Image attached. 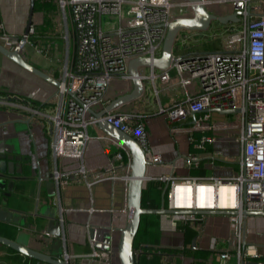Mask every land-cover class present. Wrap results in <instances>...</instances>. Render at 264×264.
Masks as SVG:
<instances>
[{
  "label": "built area",
  "instance_id": "built-area-1",
  "mask_svg": "<svg viewBox=\"0 0 264 264\" xmlns=\"http://www.w3.org/2000/svg\"><path fill=\"white\" fill-rule=\"evenodd\" d=\"M198 1L215 15L236 13L237 19L224 22L225 46L211 50L176 48L175 43L184 30L181 29L175 37L170 65L158 74L152 65H148L146 73L141 68L147 66H141L139 75L142 80L148 79L151 82L153 95L157 97L156 78L168 80L169 69L174 68L175 78L185 88L186 95L168 107L164 108L161 104L158 106L160 111H166L171 120L193 114V126L207 128L212 126V112L234 109L231 113L237 112L240 119L236 138L240 145L237 169L229 175L159 176L167 182L163 189L161 208L175 209L159 213V228L175 230L179 222L186 220L198 224L203 213L197 209L233 210L227 215L234 223L233 232L238 241L236 264H242L245 258V251L241 248L245 219L242 212L264 210V0ZM55 2L64 26L63 37L68 44L69 57L57 78L60 84L56 86L52 107L43 109L25 96L8 92L0 95V105L25 108L49 124V147L55 161L52 177L57 187L73 179L82 181L89 188L105 181H122L127 185L131 152L122 142L109 135L93 133L97 117L92 109L104 106L107 90L113 82L132 83L133 76L128 69L131 58H154L160 55L168 22L177 17L192 16V2ZM104 14L105 19L102 18ZM28 34L20 44L21 35L16 38L7 32L0 15L1 43L10 48L19 45L21 52L28 41ZM186 34L184 32L182 37ZM104 118L133 135L145 150L148 149L144 121L137 109L111 110L104 114ZM91 138H108L116 144L117 150L110 157L109 163L99 169H88L83 162L74 168L63 169L62 159L65 157L83 161L87 142ZM215 139V136L203 133L196 144L204 148L206 141L213 142ZM151 161L160 162V155L154 153ZM199 161L197 153L184 156L187 165H198ZM60 206L59 220L63 226L65 207ZM72 208L86 210L89 216L97 212L106 216L104 212L110 215L115 211L112 206H94L91 195L88 202ZM123 209L126 210L125 207ZM61 237L64 240L63 232ZM88 239L91 251L85 257L92 260V264H109L110 245L105 247L103 241L101 245H96L94 238ZM215 246L216 239L213 237L210 247ZM61 257L65 264H73L77 255L64 250ZM208 257L225 264L231 254L223 250L211 252Z\"/></svg>",
  "mask_w": 264,
  "mask_h": 264
},
{
  "label": "crops",
  "instance_id": "crops-1",
  "mask_svg": "<svg viewBox=\"0 0 264 264\" xmlns=\"http://www.w3.org/2000/svg\"><path fill=\"white\" fill-rule=\"evenodd\" d=\"M28 3L29 0H0V15L5 29L16 38L23 33ZM40 12L34 10L29 33H32L33 28L42 23ZM56 47L57 44L51 47L53 56H50L52 52L47 54L42 51L44 59L36 60L37 63L33 60L31 63L58 78L66 56L60 63L59 53L57 54L59 51ZM141 70L146 73L148 67H142ZM154 70L158 74L161 69L155 68ZM169 73L170 77L166 81L156 78L157 97L153 95L151 82L144 79V88L138 97L112 109V111L137 109L142 115L148 140L146 157L150 161L146 165L145 178L142 183L143 202L146 207H161L163 203V189L167 182L159 176L170 174L176 176L229 175L237 169V157L240 151V145L236 140L239 114L214 111L211 114L212 126L207 128L194 127L193 114L171 120L165 110L158 109L159 104L164 108L168 107L175 100L184 98L186 91L175 78L174 68H170ZM132 87L133 81L129 84H126V81L125 83L113 82L107 90L104 105L117 95L130 91ZM6 91L25 96L35 105L48 109L53 105L56 85L20 67L0 53V95L7 93ZM28 118L29 122L25 123L23 120ZM232 118L234 120H231ZM13 119L16 121L13 122ZM230 121H234L233 124ZM234 128L236 131L232 130ZM49 131V124L41 116L22 107L0 105V150L5 153L19 151L23 156H30L34 167L31 169V163L23 161L21 174L25 177L14 180L11 191H8L6 187L0 188V208L17 211L24 219V224H16L0 218V235L12 239L20 238L29 246L48 253L55 242L52 241V235L45 232L47 222L43 214L56 207V216L60 217V205H62L65 207L63 212L64 240L61 237L64 248L60 256L66 250L70 254L77 255L73 259V264H92V260L85 257L91 251V245L81 226L82 222L86 221V216L89 215L86 210L72 208L88 202L91 195L94 206L115 208L110 215L106 212H104L106 216L99 215L98 212L92 214L91 221L115 227L111 231L109 264H120L117 246L120 236L119 228L126 224L127 218V185L122 181L115 183L105 181L89 188L82 181L73 179L57 187L53 178H45L49 174L52 176L55 164L49 147ZM93 133L106 135L97 124L93 128ZM203 133L216 137L213 142L206 141L204 148L196 144ZM116 150L117 146L111 139L91 138L87 142L83 161L78 158L65 157L62 159V166L63 169H70L83 162L88 169H99L109 163L110 157ZM154 153L160 155V162L151 161ZM187 153L199 154V164L187 165L184 162V156ZM208 153H213V155H208ZM36 162L38 167H36ZM38 175H41L40 179L37 178ZM150 187L152 188L151 196L148 197ZM124 207L126 210L123 209ZM188 221L197 229L195 246L192 247L197 252L208 250L207 257L183 254V235L178 228L175 230L160 229L157 233H152L148 228V217L143 220L141 235L149 241L148 243L171 248L168 251H161L163 253L161 255L162 264H220L219 261L214 258L209 259L208 256L211 252L217 253L223 250L229 251L230 259L234 258L236 264L238 241L233 232L234 223L227 213H203L198 224ZM213 237L216 239L215 248L210 247ZM245 240V247H241L245 251L244 259H264V215L250 214L245 217ZM8 247L0 243V264H50L31 258L14 248L12 249L20 253V260L8 258L6 256ZM136 248L135 259L142 260L141 264H151L149 260L152 255L143 253L145 255L140 257L142 247ZM78 255L81 257L79 258ZM195 258L200 259L195 260Z\"/></svg>",
  "mask_w": 264,
  "mask_h": 264
},
{
  "label": "water",
  "instance_id": "water-1",
  "mask_svg": "<svg viewBox=\"0 0 264 264\" xmlns=\"http://www.w3.org/2000/svg\"><path fill=\"white\" fill-rule=\"evenodd\" d=\"M192 3L193 15L190 17H177L172 21L168 22L166 33L163 39L162 49L159 56L154 58L138 56L133 57L129 61V72L131 73L133 87L130 91L117 95L109 103L104 105L98 110H93V114L97 117V125L110 137L122 142L131 152L130 166V178L127 182V218L126 224L120 227V236L117 246V252L120 264H135V253L133 249V240L138 229L140 222V215L146 212L160 213L163 211H174L175 209H166L161 207H144L141 205V193L143 187V179L145 178V168L149 164V159L146 157V150L139 144L136 138L121 130L119 127L113 125L109 120L104 118V114L111 111L118 105L129 102L138 97L144 88L143 80L139 75V67L152 65L155 68H166L170 65L171 58L173 56V45L175 37L181 29H206L213 18L218 19L221 22H227L228 20L237 19L236 13L227 15H215L208 11L202 3L198 0H190ZM34 14V0H29L27 19L22 35L20 36V44L26 38L30 32L33 23ZM19 38V36H17ZM0 53L6 58L10 59L20 67L38 75L39 77L53 83L58 86L60 84L59 79L55 78L48 72L44 71L40 67L29 62L20 52L19 45L14 48L7 47L0 42ZM223 113H230L235 111L234 109H219ZM240 119H238L239 121ZM16 119H13L15 122ZM25 123L29 122V118L23 120ZM239 124V122H238ZM227 126V125H226ZM23 161H29L31 163V169H34L31 157L23 156L19 151H12L5 153L0 150V188H5L8 191L13 189L14 180L23 179ZM36 167L38 164L36 162ZM35 167V168H36ZM52 179L51 174L45 176V178ZM38 179L41 175H38ZM198 212L210 213H231L233 210H222V209H197ZM56 207L54 210L49 211L43 216L46 218V232L51 234L52 241L56 242V248L51 249L50 252H44L29 246L26 242L21 241L20 238L12 239L3 235H0V243H3L17 251L37 260H42L50 264H65L64 259L60 256L63 251L64 244L61 240L62 232L64 233L63 227L60 223L59 217L56 216ZM243 215H264V210L259 211H243ZM0 218L7 221L24 224V219L21 214L17 211L10 210L8 208H0ZM93 217L86 216V221H83L81 226L85 233V237L95 239L96 245H101V241L104 242L105 247H109L111 241V231L115 228L113 225H105L101 223H94L91 221ZM243 239L242 248L246 245L245 240V219L243 222ZM101 239V240H100ZM196 237L192 238V246H195ZM242 264H264V260L256 259H242Z\"/></svg>",
  "mask_w": 264,
  "mask_h": 264
},
{
  "label": "rangeland",
  "instance_id": "rangeland-1",
  "mask_svg": "<svg viewBox=\"0 0 264 264\" xmlns=\"http://www.w3.org/2000/svg\"><path fill=\"white\" fill-rule=\"evenodd\" d=\"M47 4L53 7V9L50 11V14L52 16L51 22L48 25H46L45 27L46 29L43 33L36 32L35 30L38 27L44 25L43 24V12L39 10L41 11L39 15L42 18V21H41L42 23L39 24L37 27L33 28L32 33L34 36L33 37L34 40H32L30 33L28 34V37H27L28 41L25 42V45L21 51V54L29 62H32L33 60L34 62H36V60L44 59V55L42 51L46 52L47 54H50L52 52L50 56H53V48L51 47L57 44L56 48L59 51L57 52V54L59 53L58 56L60 57V63L62 62L65 56H66L65 57V62H66L69 57V54H68V46H67L68 44L63 37L65 33L64 26L61 23V18H60V15H58V11H56L55 9L54 2L51 0ZM102 18L105 19L106 15L104 14ZM223 25H224L223 22L219 21L218 19L213 18L210 22V25L206 29H190V30L184 29L181 32L180 37L177 40V43H175L176 44L175 47L176 48L180 47L184 50H203V49L211 50L216 47L218 48L221 46H225L226 42L223 39V35L225 34L223 30L224 28ZM184 32H187V34L182 37V34ZM52 39H54L55 41H51ZM34 42L37 45H35ZM39 49H41V52ZM6 92L12 93L10 91H6ZM231 120H234V119L232 118ZM232 130L236 131L235 128ZM52 248L53 249L56 248V242L50 249ZM234 261H235L234 258H231L230 260H227L225 264H235Z\"/></svg>",
  "mask_w": 264,
  "mask_h": 264
},
{
  "label": "trees",
  "instance_id": "trees-1",
  "mask_svg": "<svg viewBox=\"0 0 264 264\" xmlns=\"http://www.w3.org/2000/svg\"><path fill=\"white\" fill-rule=\"evenodd\" d=\"M49 1L51 0H34V10H41L43 12V24L42 26L38 27L35 31L39 32V33H43L45 31V27L46 25H48L51 20H52V16L50 14V11L53 9V7L49 4H47ZM54 2L55 5V9L57 11V4L55 2V0H52ZM32 34V35H31ZM30 36L32 38V40H34V36L33 33H30ZM174 49V48H173ZM151 187L148 189V197L151 196ZM143 198H144V193L142 192L141 194V205L144 206V202H143ZM147 199V198H146ZM146 207V206H144ZM152 207V206H151ZM148 217V228L150 230V232L152 233H157L160 228H159V213H155V212H146V213H142L140 215V222L138 225V229L136 231V234L134 236V240H133V249H135L136 247L141 248V255H145L143 253H150L152 255V257L150 258L149 262L151 264H162L161 261V255L163 254L161 251H168L171 248L168 247H158V246H154V244H149L148 240H146V238H144L141 234V229H142V222L145 218ZM178 230H180L182 232L183 235V247H182V253L185 255H199L200 257H207L208 255V250H202L200 252H197L193 247H192V238L195 237L197 235V229L193 226L190 225L189 221H182L178 223L177 226ZM164 249V250H163ZM6 256L8 258H12L15 260H20V253L17 252L16 250L8 247L7 248V254ZM256 260H264V259H260V258H255ZM142 260H136L135 264H141ZM247 264H252V263H247Z\"/></svg>",
  "mask_w": 264,
  "mask_h": 264
}]
</instances>
